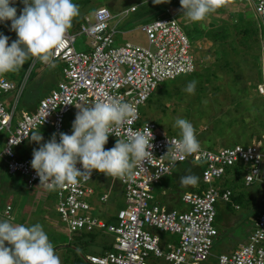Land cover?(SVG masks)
<instances>
[{"label": "built area", "instance_id": "obj_1", "mask_svg": "<svg viewBox=\"0 0 264 264\" xmlns=\"http://www.w3.org/2000/svg\"><path fill=\"white\" fill-rule=\"evenodd\" d=\"M244 1L251 4L258 21V32L263 33L264 0ZM134 10L131 7L123 11V15ZM112 18L106 8L99 7L91 19H83L78 30L89 39V46L84 50H75L74 37L67 35V46L59 50L55 58L61 64L60 80L36 102L32 111L15 113L25 79L14 83L0 75V97L3 98L0 101V162L4 172L8 176L20 177L26 189L36 186L52 192L55 212L68 239L93 230L112 236L110 250L101 255L86 256L87 264H146L148 257L162 259L169 264H202L210 257V248L217 235L214 206L217 202L231 204V191L214 184L228 168L240 166L244 187L255 183L260 185L261 207L246 243L228 254L216 255L214 264H264V176L261 171L264 152L260 150V141L215 150L201 147L199 153L178 159L175 167L186 162L201 165V189L181 194L182 210L167 209L152 202L151 186L170 175L175 168L169 166L170 157L162 156L170 146L168 140L178 138L163 134L151 121L141 122L139 110L160 83L191 74L194 59L189 52L187 36L168 9L139 26L146 41L144 46L129 42L116 46L114 36L118 32L114 26L109 27ZM256 92L264 100V82L256 85ZM8 94H12L11 100H7ZM110 98L132 104L139 113L138 119L115 128L114 135H109L113 145L117 138H126L129 130L143 129L146 124L154 136L151 141L154 159L138 164L130 178L110 176L109 181L120 187L124 204L116 211L113 223L90 215L93 206L87 201L96 194L92 181L103 173L93 170L90 180L81 178L77 185L66 184L53 191L45 183L40 184L31 161L18 158L14 151L40 128L49 129L51 135L55 133L59 142L60 133L72 134V127L64 125L68 111H78L75 106L91 105ZM77 167L81 168V165L78 163ZM110 192L112 188L108 185L97 196V201L105 203ZM233 208L237 209V206ZM2 216L9 218V205L4 206ZM153 229L176 235L177 240L167 242L160 239L151 233Z\"/></svg>", "mask_w": 264, "mask_h": 264}, {"label": "rangeland", "instance_id": "obj_2", "mask_svg": "<svg viewBox=\"0 0 264 264\" xmlns=\"http://www.w3.org/2000/svg\"><path fill=\"white\" fill-rule=\"evenodd\" d=\"M73 3L79 5L80 15L73 20L68 34L74 37L73 47L78 51L84 50L89 46V39L79 33L78 25L82 23L84 18L91 19L92 13L96 8L105 7L113 16L109 22V27L114 26V29L118 32L114 36V44L116 46L125 42L144 46L146 45V41L144 35L139 31V26L161 15L155 12L157 7L168 6L167 2L161 3V0H89L87 5L83 4V0H73ZM179 4L177 2L172 8H166L173 13L175 12V19L177 23L179 22V25L188 38L190 46L189 52L195 60L194 70L198 73V76L196 79H186L190 75H182L175 78L174 81L160 83L147 102L140 107V121H151L156 124L157 128L163 134L171 135L179 139V129L173 125L177 118L187 119L194 126L201 147L215 150L230 147L225 144L226 142L223 139H219L213 133L218 128L219 122L227 119L226 121L229 124H233L237 128L239 127L238 132L243 135V139L238 144L249 145L250 142H253L252 140L258 137L260 139V150L263 152L264 100L257 94L256 85L264 82V46L262 47V44H264V31L260 37H257L260 43V54H258V50L255 48L251 50L254 56L258 57L259 55L257 60L259 61L258 72L261 76L260 83L256 81V69L253 67L252 59L248 55L243 56L245 62L242 63L239 60L241 64H237L234 67V71L231 72L226 68L224 71H220L221 68L218 67V69L216 67L211 55L208 53L209 43L201 39V37H197V35L191 37L192 32L196 30L198 33L201 27L207 28L217 24L220 26L223 24L226 25L227 22H224V20L227 21L226 19H229L232 23L236 22L238 13L242 15L244 21L248 23L251 21L255 22L258 28V21L254 16L251 4L244 0H227L224 6L202 22L189 21L182 13ZM11 6L17 8V16H19L23 8L20 0H15V3ZM130 7H134L136 11L123 15V11L129 10ZM82 16H84L83 19ZM10 25L11 22L9 21L0 22L1 34L7 32L6 27L9 29V45L17 38L15 32L10 31ZM193 26H195L194 29ZM236 60H238V57H236ZM196 62L200 63L199 67L196 65ZM41 63L37 59H29L19 71L3 75L6 79H12L14 83L20 82L22 78L23 80L25 79L22 92L16 104V115L20 111L28 112V105L33 104L41 97L47 95L59 80L61 64L58 61H55L54 67L47 65L44 68L41 65V69L44 68L43 70L39 69ZM193 80L197 81L195 93L189 94L185 91V88ZM11 96L12 94H8L7 100H11ZM2 99L0 97V101ZM76 113L77 111L72 109L65 114V126L72 127ZM37 130L40 131L43 137L40 144L47 142L52 136L48 129ZM40 144L32 141L30 134V137L24 145L25 149L31 152L33 149H38ZM104 147L105 149H111L114 145L108 139ZM200 167V164L191 166L179 164L176 166L170 175L151 186L152 190L150 194L152 196V202H155L162 192L168 193L167 200L173 197L176 191L181 193L183 188H181L182 190L177 189L174 182V180L179 181L180 177L176 178L175 176H179L180 172L188 174V170ZM262 173L264 174V168H262ZM225 177L222 176L214 185L223 187L224 185L222 183ZM20 179L18 176H8L6 174L0 176V182L5 184L14 181L20 182ZM108 179H110V176L107 177L105 174L95 177L91 185L96 194L87 198V201L93 206L90 215L98 217L108 223H113V221H109V218H113L116 211L124 206L122 195L119 193V187L117 188L119 190L118 192L113 190L109 193V198L105 203L97 201V196L105 191L104 184L108 182ZM201 187V184L198 182L193 189L194 191H198ZM23 188L11 195L12 200H10V204L12 209L13 205H16L15 201L17 197L20 196L23 198L22 205L17 212V217L13 222L25 225L41 224L44 231L48 234L50 242L54 245L56 254L60 257L61 264H85L80 261V256L75 253L74 248L71 246L75 243V238L72 241L68 239L64 226L60 223L55 212L54 202L50 197L51 194L48 191L39 190L36 186H33L31 189H26L27 191ZM240 191L243 197L238 202V210H233L230 205H225L221 202L215 204L214 226L218 230V236L213 240L210 248V257L202 264H214L213 257L217 254H228L238 245L246 243L248 233L252 230L251 227H253L251 219L257 216L261 207L259 202L261 188L258 183L249 187H244L242 184ZM36 192L39 193L38 197L42 196L39 201H36L38 199L35 195ZM7 195L6 192H1L0 190V209L4 207L7 201ZM172 201L169 200L168 203L176 209ZM11 214H13V210ZM2 220L4 219L0 217V221ZM227 221L232 222L228 225ZM151 233L156 234L160 239H165L167 242H172V240L175 242L177 240L176 235L159 233L155 229L151 230ZM99 241L98 238L93 242L86 243L85 248L81 250L83 255L94 253L96 251V247L94 246ZM66 245L68 246L66 247ZM6 246H8L7 243ZM72 258H75L76 262H71ZM146 264L169 263L164 262L162 259L148 257Z\"/></svg>", "mask_w": 264, "mask_h": 264}, {"label": "clouds", "instance_id": "obj_3", "mask_svg": "<svg viewBox=\"0 0 264 264\" xmlns=\"http://www.w3.org/2000/svg\"><path fill=\"white\" fill-rule=\"evenodd\" d=\"M20 2L23 8L17 16V8L11 6L15 0H0V22L11 21L10 31L17 37L9 45V37L0 34V75L19 71L29 59L54 67L57 52L67 46L73 20L80 15V7L73 0ZM179 3L189 21L202 22L224 6L226 0H179ZM261 34L258 32L259 37ZM196 84L195 80L189 82L185 91L194 94ZM75 107L78 111L71 135L60 133L57 142L53 133L47 142L40 144L43 140L40 131L31 133V140L40 144L33 149L31 160L40 184L45 183L55 191L66 184L77 185L81 178L90 180L93 170L107 177L130 178L138 164L154 159L151 151L154 136L147 124L143 129L129 130L126 138H117L111 149L104 147L115 128L139 118L132 104L110 98ZM173 126L179 129V139L168 140L170 146L162 157H170L169 166L174 168L178 159L199 153L201 144L187 119L177 118ZM198 182L199 177L191 171L180 177L182 186H195ZM14 220L15 217L9 216L0 221V264H61L41 224L25 225Z\"/></svg>", "mask_w": 264, "mask_h": 264}, {"label": "trees", "instance_id": "obj_4", "mask_svg": "<svg viewBox=\"0 0 264 264\" xmlns=\"http://www.w3.org/2000/svg\"><path fill=\"white\" fill-rule=\"evenodd\" d=\"M88 2H89V0H83V4H85V5H87ZM177 2H179V0H167L168 6L157 7L155 9V12L157 14L162 15V14H164L165 10L167 9L166 7L172 8L173 6H175L177 4ZM103 8H105V7H103ZM83 17L84 16H82V19H83ZM226 20L227 21L224 20V22H227L226 25L223 24L220 26L217 24V25L210 26L207 28L201 27L200 31L198 33L196 32V30H194L192 32L191 37H194L195 35H197V37H201V39H204L205 41H207L209 43L208 53L211 55L212 61L216 65V67L221 68L220 71H222V70L224 71L225 68L229 69L231 72L234 71V67H236L237 64L239 65V64H241L240 62H242V63L245 62V59L243 58V56L248 55L252 59L253 67L256 69L255 70L256 81L260 83L261 82V76H260V73L258 72L259 61L257 60L259 58V55H258V57L254 56L251 52V50L253 48H255L258 50V54H260L259 41L257 40V37H259L258 36V28L256 26V23L253 21H251L250 23L244 21L242 15H240V13L237 14L236 22L232 23L229 19H226ZM228 23H230V24L228 25ZM178 24H179V22H178ZM194 27L195 26H193V29H194ZM256 40H257V42H256ZM257 50H255V51H257ZM203 54H205V52H203ZM202 57H203V55H202ZM236 57H238V60H236ZM231 60H232V62H231ZM234 60H235V62H233ZM239 60H241V61L239 62ZM194 65H195V61H194ZM196 65L199 67L200 63L196 62ZM189 75L190 76L187 75L188 78H186V79H196L198 76V73L194 70ZM171 81H174V80H171ZM226 120H222L219 122L218 128L215 130V132H213L214 135L216 137H218L219 139H223L226 142L225 144H227L228 146L241 145V144H238V142L243 139L242 138L243 135L238 132L239 127L237 128L235 125L229 124V122ZM0 137H1V135H0ZM248 137L250 138V136H248ZM252 141L257 142V141H260V139L257 137L255 140H252ZM183 164H185V165L187 164L189 166L194 165V164H191L189 162H186ZM262 168H264V164H263ZM262 168H261V171H262ZM199 169L200 168H193V169L188 170V171H191L192 173L196 174L199 177ZM242 173H243V169L240 166H233L231 168H228L223 175L226 177L224 178V181L222 183L224 185L222 188H227L231 191L230 200L234 204H238V202L241 200L240 199L241 198V191H238V193H236V190L241 189V185L243 184ZM2 174H6V173L3 170V165L0 163V176ZM262 175L264 176L263 173H262ZM179 183H180V181H179ZM177 187L180 189L179 186H177ZM109 221H113V218L112 217L109 218ZM77 237H79V238H77ZM73 238H75V239L82 238L85 240L86 243L93 242L99 238V240H100L99 242H102V245H104V249L102 252L110 250V247H111L110 245L112 243V236H110L109 234H106L100 230H93L92 232H89V233L83 232V233H80L79 236H74Z\"/></svg>", "mask_w": 264, "mask_h": 264}, {"label": "crops", "instance_id": "obj_5", "mask_svg": "<svg viewBox=\"0 0 264 264\" xmlns=\"http://www.w3.org/2000/svg\"><path fill=\"white\" fill-rule=\"evenodd\" d=\"M227 1V0H226ZM180 5V4H179ZM236 7V6H235ZM131 8V7H130ZM177 10V9H176ZM176 10H174V11H176ZM125 11V10H124ZM136 11V10H135ZM134 11V12H135ZM170 12H171V14L172 15H176L175 14V12L173 13L171 10H170ZM129 13H133V12H129ZM128 14V13H127ZM9 22H11V21H9ZM6 30H7V32H5V34H7L8 36H10V34H9V29H7V27H6ZM13 40V39H12ZM41 65H43V67L45 68L48 64H45V63H41L40 64V67H39V69L40 70H43L44 68H42L41 69ZM60 75V74H59ZM8 80H10V81H13L12 79H9V78H7ZM59 80H60V77H59ZM58 80V81H59ZM57 81V82H58ZM14 82V81H13ZM56 82V83H57ZM44 97V96H43ZM42 98V97H41ZM6 102H8V101H6ZM35 103H36V101L33 103V104H31V105H28V111H32L33 110V108H34V106H35ZM40 129H47V128H40ZM49 130V129H48ZM50 131V130H49ZM51 133V132H50ZM30 137V136H29ZM1 138H2V136H1ZM28 140V139H27ZM25 144V143H24ZM22 145V146H20V147H18V148H16L14 151H15V155L18 157V158H28L30 161L32 160V153H33V151H29V150H27V149H25V145ZM3 170H4V168H3ZM180 175L179 176H175L176 178H178V177H181V176H183V175H185V173L183 174V173H179ZM173 175V174H172ZM21 181L20 182H16V181H14V182H10L9 184L7 183V184H5V183H2V182H0V190H1V192L2 191H4V192H6L8 195H7V201L5 202V204H4V206L5 205H9L10 206V216H13V217H15V219H16V217H17V212H18V210H19V208H20V206L22 205V201H23V198L22 197H17V199H16V205H13V209L11 208V204H10V200H12V197H11V195L13 194V193H15V192H18L19 191V189H22L23 187H24V183H23V180L22 179H20ZM179 181H180V178H179ZM179 181L177 182V181H175L174 180V182H175V185L176 186H179L180 187V189L181 188H183V191L181 192V193H178V191H176V193H174V196L173 197H170L168 200H167V195H168V193L167 192H163V193H161V195H160V197L159 198H157L156 199V201L155 202H157L158 204H160L161 206H163V207H165V208H167V209H175V208H173L171 205H169V203H168V201L169 200H173L172 202V204H173V206H175L176 207V210H182V209H184L183 208V205L180 203V200H179V198H180V196H181V194L182 193H184V192H189V191H194V186H182L180 183H179ZM115 183V184H114ZM114 184V185H113ZM180 184V185H179ZM108 185H111V188H112V191L114 190V191H119L120 190V187L118 186V184L116 183V182H113V183H111L110 181H109V179H108V182L106 183V184H104V186H105V188L108 186ZM119 187V190H117V188ZM23 189H25L26 190V188L24 187ZM39 190H40V188H38ZM177 189H179L178 187H177ZM42 190V189H41ZM182 190V189H181ZM27 191V190H26ZM238 191H240V189H237L236 190V193H238ZM120 193V192H119ZM49 194H51V198H52V201L54 202V197H53V194H52V192H49ZM35 195L38 197V195H39V193L38 192H36L35 193ZM241 197H243L242 196V193H241ZM42 198V196H40V197H38V199L36 200V201H39L40 199ZM35 201V200H34ZM259 202H260V200H259ZM164 205H166V206H164ZM225 205H230L231 207H232V209L233 210H238L239 209V207H238V204H234V203H232L231 202V204H225ZM229 206V207H230ZM233 206H237V209H234L233 208ZM182 207V208H181ZM227 207V206H226ZM178 208V209H177ZM3 209H4V207H2L1 209H0V217L1 218H3V219H6V218H4L3 216H2V211H3ZM12 210H13V214H11V212H12ZM111 218V217H110ZM256 218V217H255ZM255 218H252L251 219V224L253 225V221L255 220ZM233 219V218H232ZM228 222V221H227ZM232 222V221H231ZM231 222H228L227 224L229 225ZM215 227V226H214ZM65 229V228H64ZM216 229V228H215ZM251 229H252V227H251ZM65 232H66V230H65ZM216 232H217V235L216 236H218V230L216 229ZM251 232V231H250ZM250 232L248 233V236H249V234H250ZM79 236V235H78ZM248 236H247V238H248ZM73 237L74 236H72V237H70V241H72V239H73ZM77 238H79V237H77ZM74 244H72L71 246L74 248V251H75V253H77L79 256H80V261H82V262H84L85 264H87L86 262H85V257L86 256H89V255H101L103 252V249H104V245H102V242H99L98 244H95V246L94 247H96L95 248V252L94 253H92V254H87V255H83V253L81 252V250L83 249V248H85V244H86V242H85V240L84 239H82V238H80V239H74ZM68 245H66V247H67ZM239 246V245H238ZM237 246V247H238ZM236 247V248H237ZM235 249V248H234ZM234 249H232V250H234ZM231 250V251H232ZM230 251V252H231ZM221 254V253H220ZM218 255V254H217ZM213 259H214V257H213ZM71 262H76V260H75V258H72V261Z\"/></svg>", "mask_w": 264, "mask_h": 264}]
</instances>
